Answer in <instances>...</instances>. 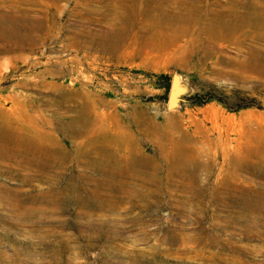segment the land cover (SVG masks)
<instances>
[{"label":"rangeland","instance_id":"rangeland-1","mask_svg":"<svg viewBox=\"0 0 264 264\" xmlns=\"http://www.w3.org/2000/svg\"><path fill=\"white\" fill-rule=\"evenodd\" d=\"M0 264H264V0H0Z\"/></svg>","mask_w":264,"mask_h":264},{"label":"water","instance_id":"water-1","mask_svg":"<svg viewBox=\"0 0 264 264\" xmlns=\"http://www.w3.org/2000/svg\"><path fill=\"white\" fill-rule=\"evenodd\" d=\"M180 90V86L178 83L177 75L173 74L170 78V86H169V91L168 97H167V107H171L175 104V96Z\"/></svg>","mask_w":264,"mask_h":264},{"label":"trees","instance_id":"trees-1","mask_svg":"<svg viewBox=\"0 0 264 264\" xmlns=\"http://www.w3.org/2000/svg\"><path fill=\"white\" fill-rule=\"evenodd\" d=\"M211 98H216L217 100H221V99H219V97H217L215 94L207 93L205 99L203 100V102H206V101L210 100ZM242 107H243V106H237L236 109H240V108H242Z\"/></svg>","mask_w":264,"mask_h":264},{"label":"bare ground","instance_id":"bare-ground-1","mask_svg":"<svg viewBox=\"0 0 264 264\" xmlns=\"http://www.w3.org/2000/svg\"><path fill=\"white\" fill-rule=\"evenodd\" d=\"M260 69H262V67L260 68ZM128 156V155H127ZM227 183V182H226Z\"/></svg>","mask_w":264,"mask_h":264}]
</instances>
